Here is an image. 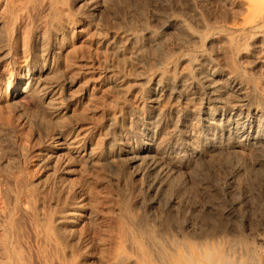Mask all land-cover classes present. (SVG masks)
<instances>
[{
	"label": "rangeland",
	"instance_id": "1",
	"mask_svg": "<svg viewBox=\"0 0 264 264\" xmlns=\"http://www.w3.org/2000/svg\"><path fill=\"white\" fill-rule=\"evenodd\" d=\"M14 1L12 10H10L12 8L10 7L6 12L2 9L0 11L5 26L2 28L3 31L0 30L1 33L4 32V34L0 33V41L2 40L0 42V54L2 53L0 55V264H16L17 261L22 262V264H108L110 262L107 263V261L110 260L116 247V231L114 230L118 215L123 212L125 214L120 215H128L126 217L129 218L135 216L132 217V220L136 219V221L144 216V203L147 198L145 197L146 192L140 186L143 183V178L136 175L134 169H130L133 171L131 172L121 167H117L118 169L113 168L109 164L111 162L106 160H96L93 163L95 165L89 164L84 161L82 154L77 159L75 157V161H69L68 168H71L69 170L66 168L67 164H61L63 155L67 151L61 148L60 139L71 138L76 147L78 145L81 147L77 149L79 152L92 144L95 151L99 153L101 151L102 156H105L104 152L107 151L105 147L106 132L109 134L112 126L114 132V128L118 127L119 124V128H116V130L134 125L135 122L141 123L139 120L136 121L138 118L133 114L134 107H139L138 105L141 104L139 102V91H136V88L133 87V81L137 83L143 81L137 76V73L141 71V73L144 72L145 78H152L156 75L155 73L164 69H161L163 66L159 68L158 65L150 64L146 59V56L155 53V50L149 42L150 36L149 34L146 35L144 26L148 30L152 29L151 35H161L162 33V35H166L163 40L165 47H173L175 40H179V35L177 36L172 29L165 27L167 17L172 16L173 19L188 18L185 21L189 29L192 27L190 30L195 31L197 28L196 31H199L201 35L206 32L202 36V40L207 37L206 40H203L206 43L202 42L201 49L200 46L196 47L197 49L193 48L194 50L184 48L182 54L181 50L175 56H172L171 67L175 66L176 69H180V57L187 52L185 56L194 59L196 54L204 52L205 49L206 51L209 50L208 41L217 35L215 30L209 29V34L207 33L208 29L195 26V20L189 22L192 16L185 15V12L191 10L188 12L191 13L194 8L193 11L196 10L194 12L198 14L199 19L203 22L206 21L204 23L213 24L214 20V23L222 24L226 19V17L224 18L225 14L227 16L231 13L230 11H236V22L241 19V15L238 14L239 17H237L236 13L240 12L243 16L245 11L239 2L231 8L229 0H98L96 6H93L94 9L86 4L84 5L81 1L75 2V0H67V2L66 0H58L60 3L57 0H31L30 3L23 0ZM51 1L54 8L50 5ZM187 1L188 3H186ZM228 2L230 7L227 5ZM19 6L25 8L19 10ZM62 8L65 14L61 10ZM58 9L61 10V13ZM182 9L184 11L188 10L183 12ZM55 10L60 15H57L58 13L56 14ZM54 15L59 19L58 21ZM65 15L67 16L65 17ZM53 19L55 20L53 21ZM63 19L68 22L66 23ZM55 21L59 22L56 26L62 30L61 34L63 36L61 35L62 39L60 38V42H57L60 47L56 44V49H52L55 53L52 51L50 54L52 56H50L46 54V51L49 52L51 45L47 32L50 33V29H52L50 27H53L51 22ZM60 23L67 26H62V29ZM171 34L176 37L174 35V38L171 37ZM4 35L5 37H3ZM113 35L122 43L120 45L123 51H121L119 57L117 56L118 58L113 57L110 54V49H108L110 46L107 41ZM244 37L245 35H242L241 39ZM143 41L144 43H142ZM44 43L46 44L44 45ZM40 44L44 45L41 47L43 50L40 49ZM206 46L208 47L206 48ZM139 47L145 49L141 52L145 53L151 50V53L147 52V55L141 53L142 56L137 57L138 52L135 51L137 50L140 53ZM39 52H43V56H40ZM36 54H38V57ZM247 61L245 60V63ZM23 69L27 70L29 74ZM261 69L262 67L254 70V75L258 80V86L262 84L261 87H264V74L262 73L264 68ZM21 73L25 74L27 81H18ZM116 74L126 76L124 77L127 80L126 83L130 82V84L127 83V87L131 88L128 92L129 95L128 93L119 94V91L112 86L110 79ZM107 75H112V77L108 79ZM38 78L43 80H41L43 88L40 90L41 92L39 91L40 93L29 86L32 85V79ZM103 79L108 81L104 82ZM28 80L29 85H27ZM34 80L32 81L36 82ZM138 84L140 87L145 86L144 81ZM24 85L29 88L26 87V89ZM261 87L260 89H262ZM44 89L47 91H44ZM131 92L133 93L131 94ZM42 93L44 96L41 95ZM50 97L52 99L54 97V100L58 99L57 102L51 101V99V103L49 102L50 105L54 102L53 104L57 108L54 105L50 106L45 103H48ZM179 105H181V102ZM109 115L112 116L109 119L115 117V120H117L113 123L108 121ZM132 116L136 119L132 120L134 119ZM139 124L138 126H140ZM107 129H110V131ZM73 138L78 141V145ZM244 147L243 144L234 146L232 153L229 155L231 161L228 162H232L230 164L226 162L224 165L216 166L218 164L212 162L204 163L199 164L200 170L197 167L198 165L197 168L188 167V169L187 166L185 167L186 164H182L180 166L181 171L175 173L172 177L173 180L169 179L170 181H167L168 185H166L163 195L166 200L167 198L174 199L182 207L173 209L167 220L166 214L156 216L159 219V226L164 229L167 227L177 228L176 230L188 228L186 232L193 233V231L199 232L201 226H203L206 229H217L223 237L228 236L227 238L230 239L231 236L236 238L239 236L240 239L242 238L241 243L244 246L248 245L246 248L251 251L253 247V252H256L255 255L252 251L250 252V256L253 257L251 261L255 259L252 264H263L264 243L258 242L254 236L258 231H264V161L260 163L262 166L256 165L257 167L252 169L253 153L247 150L249 149L246 148L247 146ZM111 152L113 151L111 150ZM235 161L245 163L244 173L242 171L238 175L240 178H236L238 179L234 180L236 182L231 181L233 183L229 184V179L232 177L230 173H233L230 170L232 168L230 165L234 164ZM53 165L58 169L55 172L56 175L54 174L55 178L51 174ZM254 169L257 171H254ZM243 178L247 180L245 181ZM234 183L239 184L235 185ZM224 184L226 186L229 184L228 188L230 189H227ZM163 196L161 199H164ZM79 202L82 205L85 203L83 207H80ZM192 206L204 207V212L202 210V212H192L189 210ZM75 210L79 211L76 212L77 214L80 213L76 219L77 222L75 220L73 224H70L64 221L65 224L62 223L59 226L61 227L59 230L60 244L69 249L68 252L67 250L64 252L62 249L59 250L60 247L58 249L55 247L54 239L46 237L45 229L52 230L57 226L55 219L64 214L70 219V214L74 213ZM158 210L160 211L157 208L156 213ZM67 211H70L68 216ZM125 211L130 213L128 212V214ZM81 214H84V216ZM66 217L64 220H67ZM129 218L128 220L131 221ZM164 224L168 225L165 226ZM189 228H192V231ZM64 229L65 232H62ZM235 237H232V239H235ZM238 242L240 243V241ZM123 264L127 263L124 262Z\"/></svg>",
	"mask_w": 264,
	"mask_h": 264
},
{
	"label": "bare ground",
	"instance_id": "2",
	"mask_svg": "<svg viewBox=\"0 0 264 264\" xmlns=\"http://www.w3.org/2000/svg\"><path fill=\"white\" fill-rule=\"evenodd\" d=\"M15 1H17V0H15ZM23 1L30 3L33 0L32 1L31 0H23ZM57 1H56V5H57ZM77 1H81L84 5L86 4V5H88V7H91V8H93L94 5L96 6V4L99 2L98 0H88V1L87 0H75V2H77ZM163 1H165V0H163ZM229 1H230L231 8H232V6H235L234 4H236L237 2H239L241 4V6H243L245 14H243V16H242V14L240 12L236 13L237 17H239L241 15V19L239 22L235 21V12L236 11L232 10L231 8H230V10H232V11H230L231 13L228 14L227 16L225 14L224 18L226 17V19L222 24L221 23H218V24L214 23L215 22L214 20L212 22L213 24L204 23L206 21L203 22L201 19H199L198 14H196L194 12L196 10L193 11L194 8L192 9L191 13H188L191 10L188 12H185L188 9L185 11L182 9L183 12H185L186 14L180 11L181 13H183L187 16H192L189 19V20H191L189 22H193L192 20H195L194 23L197 24V25L195 24V26H198L201 29H206V30L208 29L207 33H209L210 30H215L217 33V35L214 37L211 34L213 39L208 41L209 47L206 46V48L208 47L209 50L207 49V51H206V49H205L204 52L202 51L200 54H198V55L196 54V57L194 56V59L193 58L190 59L189 57H187V55L185 56V54L187 52L184 54V56L181 55L182 57H180V59H179V68L180 69H176L175 66L171 67L172 56H175L176 53L180 52L184 48L189 49V50L193 49V48L197 49L196 47H199L201 44H203L205 42V41L203 42V40L207 39V37H206L205 39L202 40V36L205 35L206 32H205V34L201 35V33H199V31H196L197 28L195 29V31L190 30V29H192V27H190V29H189L188 24L186 23V21L188 19L187 16H185L187 19H181V18L180 19L179 18L173 19L172 16L167 17L168 18V19L166 18L167 21L166 22L164 21L166 23V26L165 25L164 26L169 28L170 30L172 29L174 34L176 33V35L177 36L179 35V37L182 34L183 35L180 38L178 37V39H179L178 41L174 39L175 44L173 47L172 46L171 47H165V45H164L165 43L163 42V40H164V36H166V35H162L163 34L162 32H161L162 33L161 35H158V34L155 36L151 35L150 33L152 32V29L150 28L151 31H149L150 29L148 30V28L143 25L145 27L144 30L146 31V35L149 34V36H150L149 42L151 43V45H153L154 50H155V53H151L150 52L151 50L149 49L150 51H147V52L151 53V54L148 57L146 56V59L148 60V62L150 64L158 65L159 68H160V66H163L161 69H163V68L164 69L158 73L154 72L156 75L152 78H145L144 72L141 73L142 71L140 73H137L138 78H140L144 81V83H145L144 87L138 86L139 85L138 83L143 82V81H139V79L137 77H135V78L138 79V81H139L138 83L134 82L132 80L134 83L133 87L136 88V91H139V96H140L139 102H141V104L138 105L139 107L135 106L136 108L134 107V109H133V112H134L133 114H135V116L138 119H136L135 117L132 116L134 118L132 120L136 119V121L139 120V122H141V123L139 124L138 122H135L134 125H129L126 128L121 126L124 129H117L116 130V128H119V125H120L119 124L118 127L114 128L115 129L114 132L112 130L113 129V126H112L111 132L109 134H108V132H106L107 138H105V139H107V140H106L105 147L107 148L106 149L107 151L104 152L106 154V155L104 154L105 156H102L103 154L101 153V151H100V153L95 151L92 148V144L88 145L86 147L83 146L85 148L79 152L77 149L80 146L78 145V143H77L78 141H76L75 138H73V139L77 143V145H78L77 147L75 146V143H73L71 138L67 139V138L62 137L63 139H60L61 142L59 144H60V146H62L61 148L66 149V151L68 153L67 154L63 151L66 155L65 154H64L65 156L63 155V160L61 162V164L62 163L64 165L67 164L66 168L69 167L68 166L70 164L69 161L72 162L75 157L77 159L79 157V155L82 154L84 161H86L89 164L95 165L93 163L96 160H100V161L106 160V161L111 162L109 164H111V166L113 168L114 167H116V168L121 167L122 169H125V170L126 169L127 170L134 169L135 174L139 175L143 178V183H141L140 186H142L143 191L146 192L145 197L147 198V200H145L146 202L144 203V216H142L141 218L138 217L139 220L136 221V219L132 220V217H135V216H132L129 218V217H126L128 215H126V216L120 215L123 212L118 215V218L116 220V225L114 224L115 225L114 231H116V233H115L116 234L115 235L116 247L114 248V251L112 253V256L110 257V260L107 261V263L110 262L108 264H123L124 262L127 264H252L254 262L253 260H255V259H252V261H253L252 262L251 258H253V257L250 256V252L251 251L253 252V247L250 246V247H252L251 251L248 248H246V246H248V245L244 246L241 243L242 238L240 239L239 236H238V238H236L235 236H231V239H230V238H227L228 236L223 237L217 229H216L217 231L213 230V229H206L203 226H201L202 228L199 230V232L193 231V233L186 232V230L188 228H186V229L184 228L185 230L184 229L183 230H179V229L176 230L177 228L174 229V228H168V227L166 228L165 227L166 229H164V228H161L159 226L160 225L158 223L159 219H158V216H156L158 214H159V216H162V214H166L167 216H165V217L167 220L173 209H176V208L179 209L182 207V205H180L174 199H170V198L168 199L167 198V200H166L165 197L163 196L164 192L166 190V185H168L167 181L169 179L173 180L172 177H174L175 173L177 174L178 171H181L180 166H182V164H184V165L186 164L185 167L187 166V168L188 167L194 168L197 165H198L197 167L199 168V164L211 163V162L214 164H218L216 166L224 165V163L231 161V160H229L230 159L229 155L232 153V151H233L232 149L234 148V146L239 145V144L240 145L243 144L245 147L247 146L246 148L250 149V150L249 149H247V150L250 152L252 151V153H253V158H252V162H251L252 169L257 167L258 165L262 166V165H260V163H261V161H264V90H262L264 87L263 86L261 87L262 84L260 86H258V80H256V78H255L256 76L254 75V70H257L258 68H261V67H262V69L264 68V0H233V1L229 0ZM19 2H21V1H19ZM66 2H67V0H66ZM12 3H13V0H0V11H2V10L5 12L8 11L9 8L12 7V5L14 4V3L13 4ZM186 3H188V1ZM31 4H33V3H31ZM24 5H27V4H24ZM50 5H52V1L50 2ZM227 5L229 6V2L227 3ZM41 6H43V5H41ZM13 7H14V5H13ZM13 7L10 10H12ZM19 7H20L19 10H21V8H23L24 6H22V7L19 6ZM53 8H54V6H53ZM58 10H60V9H58ZM61 10L63 11V8ZM61 10L59 11L60 13H61ZM27 12H29V11H27ZM55 12H56V14L58 13L57 15H60L57 10H55ZM64 12L65 11H63V13ZM150 13H151V11H150ZM152 13H154V12H152ZM26 14H28V13H26ZM238 14H239V16H238ZM171 15H172V13H171ZM66 16L67 15H65V17ZM2 19H3V16H2V14H0V30L1 31H3L2 28L4 26ZM162 19H164V18H162ZM54 20L55 19H53V21ZM58 20L59 19L57 18V21ZM66 20H67V18H66ZM48 21L50 22V20H48ZM57 21L51 22L53 27H50V28H52V29H50L51 31L49 30L50 33L47 32L49 34L48 38L50 37L49 39L51 41L50 50H49V52L46 51L47 55L51 54V52L53 51L52 49L55 48L56 44L58 46V43L60 42L59 40L63 36V34H61L62 30L58 26H56L59 23ZM63 21H65V20L63 19ZM207 21H209V20H207ZM143 23H144V21H143ZM62 24H61V26L59 25L62 29H63V27L67 26L65 24H64L65 26H63ZM219 24H221V25H219ZM48 26H49V23H48ZM138 26H140V25H138ZM140 28H143V27H140ZM170 30H168V31H170ZM211 32L213 33L214 31H211ZM1 34H4V32H2ZM1 34H0V37H1ZM174 34H171L172 36L171 35H169V36L173 37ZM184 34H185V36H184ZM144 35H145V33H144ZM242 35H245V37L241 39ZM45 36H47V35L45 34ZM131 36H133V35H131ZM3 37H5V35ZM110 38L111 39L110 40L108 39L109 41H107L109 43V46H110V48H108V49H110V54L113 57H117V56L119 57V55H121L120 54L121 51H123V49L121 50V45H120L121 40H119L114 35L111 36ZM9 39H10V37H9ZM170 39H172V38H170ZM167 40H168V38H167ZM38 41H40V40H38ZM45 41H46V39H45ZM176 41H177V43H176ZM172 42L174 43V41H172ZM46 43H44V45ZM142 43H144V41ZM105 44H107V43H105ZM44 45L39 46L40 49ZM150 46H148V47H150ZM3 47H4V45H3ZM58 47H60V46H58ZM142 47H144V46H142ZM139 48H140V53H139V51H137L135 49L136 50L135 52H138L137 57L142 56L141 53H143L144 55L145 54L147 55V52H145V53L141 52V51L145 50L144 48H142L143 50L141 49V47H139ZM201 48L202 47L200 46V49ZM41 50H43V49H41ZM182 52H184V51L182 50L181 54H182ZM42 53L43 52H41V53L39 52L38 54H40V56H43ZM56 53H58V51H56ZM38 54H36V56ZM152 54H154V55L152 56ZM50 56H52V55H50ZM189 56H191V55H189ZM53 57H50V58L52 59ZM34 59H35V57H34ZM143 59H144V56H143ZM245 60L246 61L248 60L246 62L247 64L245 63ZM155 68H157V67H155ZM25 69H23V70H25ZM25 71L27 72V70H25ZM25 71H23V72H25ZM262 73L264 74V72H262ZM43 75H45V74H43ZM116 75H114L113 77H112V75L111 76L107 75L108 79H109V77H112V79H110L112 86L115 89H117V91H119L118 92L119 94L120 93L121 94H127L128 92H130L131 88L127 87L128 82L126 83L127 80H125V78H124L126 76H124V77L120 76L121 74L120 75L118 74L117 76ZM134 75H136V74H134ZM30 77L32 78L33 76H30ZM259 77H261V76H259ZM24 80L27 81L26 76L24 73L23 74L21 73L18 81L23 82ZM32 80H34V79H32ZM32 80H31L32 85H29L30 84L29 80L27 82L28 83L27 85H29L30 87L32 86L34 88L33 89L34 91L36 90L39 92L43 88V82H42L43 80L41 79L42 80L41 81L40 78L35 79L36 82H33ZM103 80L105 82L107 79H103ZM135 83H137L138 85ZM128 84H130V82ZM259 84H260V82H259ZM51 85H52V83H51ZM54 86H56V85H54ZM26 87H28V86H25V88ZM133 87H132V89H133ZM260 87L262 89H260ZM45 89H44V91H47ZM48 89H50V88H48ZM52 92H53V90H52ZM132 93L133 92H131V94ZM35 94H37V93L35 92ZM47 94H49V93L47 92ZM47 94H45V95H47ZM54 94H56V93H54ZM129 94L130 93H128V95ZM134 94H135V92H134ZM41 95H43V93ZM54 97H53V99H52V97H50L48 99L49 101L46 100V101H48V103L47 102H45V103L50 105L51 101L54 100ZM40 98H41V96H40ZM57 98L59 99L58 95H57ZM50 99H51V101H50ZM58 99H56V100H58ZM56 100H54V101H56ZM137 100H139V99L137 98ZM128 102H129V99H128ZM180 102H181V105H179ZM53 103L54 102H52V104L50 106H53L54 105ZM135 103H134V105H135ZM162 103H165V104H162ZM136 105H137V103H136ZM54 107H56V106L54 105ZM52 109H54V108H52ZM118 109H120V108H118ZM130 110H132V109H130ZM116 113H118V112H116ZM111 115L108 116V119ZM131 115H132V113H131ZM113 118H111L109 120L107 119V120L113 123V121L117 120V119L115 120V117H113ZM120 121H121V119H120ZM128 121H130V120H128ZM114 123L117 124L118 122H114ZM137 123L140 126H138ZM110 124H109V126H110ZM128 124H130V123H128ZM108 131H110V129ZM94 148H96V147H94ZM111 150L113 152H111ZM97 163H99V162H97ZM228 163L230 164L232 162H228ZM232 165H230L232 168L230 166H228L231 168L230 170L233 171V173L230 171L231 172L230 174H232L231 175L232 180L229 179L230 180L229 184L236 182L234 180L236 178L239 179L240 177L238 175L245 169V163L235 161V163ZM202 167H203V165H202ZM212 167H213V165H212ZM52 168L53 169H51V170L53 171V173L51 171V174L55 178L54 174L56 175L55 172L58 169H56L54 165L52 166ZM199 170H200V168H199ZM250 170H248V171H250ZM254 171H257V170L254 169ZM131 172H133V171H131ZM225 172H224V174H225ZM116 173H117V170H116ZM242 173H244V171ZM263 173H264V171H263ZM179 175H181V174H179ZM261 178H262V176H261ZM238 179H236V180H238ZM243 179L245 180V178H243ZM229 180H227V181H229ZM231 181H233V182H231ZM55 182H56V180H55ZM258 182H259V179H258ZM56 183H58V182H56ZM169 184H171V182H169ZM234 184L238 185L239 183L238 184L234 183ZM228 185L227 186L225 185V186L227 187V189H230V188H228ZM58 186H55V187H58ZM58 188H60V187H58ZM225 190H226V188H225ZM162 196L164 197V199L163 198L162 199L166 200L165 202L161 199ZM161 202H163V204H161ZM80 204L81 203L79 202V205ZM83 205L81 204L80 207H83ZM123 206H124V204H123ZM157 208H159L160 211L158 210V212L156 213ZM203 208L204 207H201V206L200 207L192 206V207H190L189 210H191L192 212H196V211L199 212L201 210L203 211ZM72 210H74V209H72ZM82 210H84V209H82ZM122 210H124V209L122 208ZM204 210H206V209H204ZM70 211H67L68 212L67 216L70 213ZM116 211H118V210H116ZM180 211H181V209H180ZM237 211H238V209H237ZM76 212H79V211L75 210L74 213L70 214V216H71L70 219H68V217H66L64 214L63 216H65L67 218V220H64L65 217L61 218L63 216L60 215L61 217L55 219L56 222L54 221L57 224V226H55L52 230H49V228L45 229V232L47 235L46 237L50 238V239L51 238L54 239V241L56 243L55 247L57 249L60 247L59 250L62 249L64 252H66L65 250H67V252H68L69 249H66L65 247H63V245L60 244L59 230L61 227H59V226H61L62 223H64V221H67V223L69 222L70 224L71 223L73 224V222L79 217V214H80V213L77 214ZM125 212H127V211H125ZM123 214H125V213H123ZM81 215L84 216V214H81ZM128 218L131 219V221L128 220ZM163 221H165V220H163ZM76 222H77V220H76ZM168 224H170V223H168ZM167 225H165V226H167ZM47 226H49V225H47ZM68 226H67V228H68ZM71 229H73V228H71ZM190 231H192V228L190 229ZM233 231H235V230H233ZM62 232H65V229ZM232 237H235V239L234 238L232 239ZM254 237L261 244H262V242L264 243V231L263 230L261 232L258 231ZM236 239L238 241H240V243ZM46 242H48V241H46ZM49 242H51V241L49 240ZM245 243H246V241H245ZM52 246H53V244H52ZM3 249H4V247H3ZM13 253H14V251H13ZM60 253L62 254V252H60ZM255 253L253 252L254 255H255ZM253 254L251 253V255H253ZM13 260H14V258H13ZM19 262L20 261H17L16 264H22V262H20V263Z\"/></svg>",
	"mask_w": 264,
	"mask_h": 264
}]
</instances>
